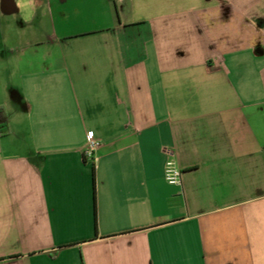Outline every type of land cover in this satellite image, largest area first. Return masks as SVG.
<instances>
[{
    "label": "crops",
    "instance_id": "obj_1",
    "mask_svg": "<svg viewBox=\"0 0 264 264\" xmlns=\"http://www.w3.org/2000/svg\"><path fill=\"white\" fill-rule=\"evenodd\" d=\"M0 111V264H264V0H0Z\"/></svg>",
    "mask_w": 264,
    "mask_h": 264
},
{
    "label": "built area",
    "instance_id": "obj_2",
    "mask_svg": "<svg viewBox=\"0 0 264 264\" xmlns=\"http://www.w3.org/2000/svg\"><path fill=\"white\" fill-rule=\"evenodd\" d=\"M100 146L93 132H87L86 145L84 148V159L87 162H96V152ZM182 172L174 159H168L164 165V180L171 186H181Z\"/></svg>",
    "mask_w": 264,
    "mask_h": 264
},
{
    "label": "trees",
    "instance_id": "obj_3",
    "mask_svg": "<svg viewBox=\"0 0 264 264\" xmlns=\"http://www.w3.org/2000/svg\"><path fill=\"white\" fill-rule=\"evenodd\" d=\"M6 133V119L4 114L0 111V136Z\"/></svg>",
    "mask_w": 264,
    "mask_h": 264
}]
</instances>
